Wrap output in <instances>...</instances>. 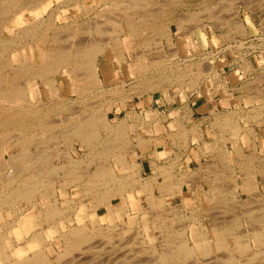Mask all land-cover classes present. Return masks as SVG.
I'll list each match as a JSON object with an SVG mask.
<instances>
[{
    "label": "rangeland",
    "instance_id": "obj_1",
    "mask_svg": "<svg viewBox=\"0 0 264 264\" xmlns=\"http://www.w3.org/2000/svg\"><path fill=\"white\" fill-rule=\"evenodd\" d=\"M80 1L83 2V5H84L85 9H87V10L82 12L81 9H83V8L81 6L78 7L77 3H75V2L72 3V1L71 2L68 1L66 4L60 5L57 8V10L55 12H53V14L51 13V15H53L52 26L44 32V36L47 39H45V41H42L43 43H41V41H40V43L38 41L35 42V40H33V41L31 40L30 41L29 45L33 49L32 56H33L34 60L39 61L38 60L39 51L37 50V46L39 44H41V45L42 44L43 45L44 44L49 45L51 43V44H53V45H55L57 47L60 46L62 48H65L66 46H68L66 44H68L67 42H69L68 39H70V37H72L73 39L77 38L76 41L77 40L78 41H85L86 38L89 39L88 36H92V38L97 39L99 42H103V41L107 40L106 38L109 37V34L111 33V30L113 28V25H114V23H116L115 21H117L116 19L122 18L125 9H126V14H128V15H134V13H135L134 17L132 19H130L131 20V24H135L133 30L128 29L125 26L124 21L122 22V25L124 27V32L120 34L121 36L119 37V41H121L122 45H123V49L122 50H123L125 62L121 63L120 66L118 67V69L117 68L114 69V66H112L110 68V73L105 72L103 70H102V73H101L105 77L106 82L108 80L106 85L103 86L104 89L107 91L111 87L117 86L118 84H121L122 85L123 94L124 95L126 93L128 94V96L126 94L127 100H130L133 97H140V96H144V95H146V96L147 95L148 96L149 95H157L159 97L167 96V98L165 97V99H167V100H172V99H175V97H176L177 101H181L183 99V97H185V94L187 92L190 93V91H188L187 87L183 86V84L180 85L179 83H177V81H175L173 83V85H171V86L170 85H166V84H165L166 86L164 84L159 85L161 88H164V87L167 88L166 89L167 92H165V94L160 92V91H159L160 92V94H159L158 92L153 93V91L142 90L146 86L137 84V83H139L137 81L140 78L149 77L151 75V72H153V70H155V72L157 74H159L158 72H162L161 69H160V66L163 67L164 69L166 68V73L169 76H172L171 74H173V73H171L169 71L172 68H174L175 66L176 67L179 66V68L183 69L185 71V73L187 74V70L186 69H188V66L184 68V65L186 66L187 63L191 64L190 62H193V63H195L194 64L195 66L193 65V66L190 67L191 69H188V70H190V72L188 71V75L185 74V76L183 78V81L186 82L188 80L187 82H189L190 79H193V76L190 75L189 73L192 72L191 74H194V78H195L196 77L195 74H197V71H198V73L202 72V77L201 78H203V74H205L206 86L208 87V86H210V82H212L213 78L217 77L216 72L214 70V67L215 66H219L221 63H223L222 61H226L227 58H232L233 57L231 54H228V55H225V56L223 55V57H222L221 55L218 54V52H220V49H246V46L244 45V42H242V39L248 36L247 29L245 27L246 23L248 25H250V23H251L250 20L253 19V21L255 23L259 24L258 30H260L262 33H264V0H173V1L172 0H170V1H168V0H143V1L146 2L144 4L146 7L142 6L141 4L140 5L137 4L138 7L136 6L135 9L130 8L131 5L129 3L131 2V0H129L127 2H125L126 0H121V2H123L122 4H119L120 3V1H119V3H117L118 5L115 6L116 8L115 7H113V8L106 7L105 8L106 5L107 6L110 5V2L108 3V1H105L106 3H103L104 0L103 1L102 0H80ZM23 2H24V4H27L29 2L28 3L29 6H30V4H32V5L36 4V0H23ZM47 5H48L47 7H50L51 5H53V3L52 4L48 3ZM141 6H142V8H140ZM127 7H128V9H127ZM53 8H55V6ZM39 9L40 8H36L34 10V12H33V11H27L26 8L25 9L23 8L22 16L20 17V19L21 18L22 19L20 21L21 22L23 21V23L24 22L25 23L22 24L21 30H22L23 26L24 27L27 26V22H30L33 18H35L34 16H36V14L39 17H41V18H46L45 16H47L48 14L50 15V12L52 10V9H47L46 12L42 13ZM176 9L177 10H181L180 14H182L183 17H182L181 20H179V22L181 21L182 25L183 24L185 25L187 23L186 20L189 19L188 16L190 14H197L196 16L198 18L192 19V21H190L191 20L190 19L188 22H193V24L195 26H199L200 24L204 25V31H205V36H206L207 40L205 41V49H203V53L201 52L200 54H196V53L194 54L193 53V49H188L187 50L188 53H187L185 51V49H183L185 51V54H179L180 50L179 49H173V47L171 45H169V43L166 41L165 35H163L164 37L162 36V37L159 38L160 31H163V29L159 30L160 27L163 25V28L166 27L167 29H169L168 25H169V22H170V18L172 16L171 11L176 10ZM16 11L12 12V14H16ZM144 11H147V12H144ZM11 16H15V15H11ZM4 18L0 17V31H1L0 32V38H1L0 41L2 42L3 39H4L3 44H2V47L6 50V51H4V56H9L10 55V53H9L10 45H9L8 41L10 40V38L12 39V34L8 33L3 28L2 24H5V22H2V19H4ZM41 18H39V19H41ZM139 18H141V19L138 20ZM71 21H75V24H77V25L79 24L82 27H84V26L86 27L88 25H91V23L93 21L94 22L92 24H94L95 21H97V22H99L101 24V25H99L100 26L99 28H101V29L100 30L98 28L97 29H90L89 31H86V32L84 31V32H80V33L77 30H75V29L73 31L68 29V28L64 29L63 26H65V23H69ZM111 21H113L114 23L111 22ZM80 22H82V23H80ZM9 24H10V22H9ZM236 24H238V25H236ZM110 25H112V26H110ZM233 25H236L237 27H239L238 28L239 30L237 29L236 26H233ZM230 26H233V27H230ZM240 26L242 27V29H241ZM24 27H23V29H25ZM170 27H171V31L174 32V30H175L174 27L173 26H170ZM235 27H236V29H235ZM105 28L107 29V31H105L106 30ZM233 28H234L235 31L233 30ZM128 30H129V32H127ZM200 30L201 29H199V27L195 28V31H197V32L200 31ZM69 31H72V32L69 33ZM243 31H245V32H243ZM126 32H127V34H132V35L136 34V35H141V36H136V37L135 36L134 37L130 36V37H128V36H126ZM40 34L42 35V31H40ZM175 34L176 33H172V36L173 35L175 36ZM169 35L171 36L170 33H169ZM154 37L156 39H154ZM81 39H83V40H81ZM237 39L239 41H236ZM187 40H189V39H187ZM256 40H260L261 43H264V38L257 37ZM51 41H53V43ZM148 41H150V42H148ZM146 42H148V46H147ZM187 42L189 43V41H186V43ZM27 43H28L27 39L23 40V44L21 45V47L19 49V51H21L23 56H25V57L28 55V51H29V48L27 49V47H26ZM171 43H172V40H171ZM160 44H161V46H160ZM146 46L149 47V48H147ZM248 48H254V46H252L250 44ZM45 50H47V49H45ZM62 50H65V49H62ZM66 50H68V49H66ZM77 50L81 51L82 49L81 50L80 49H69V51H77ZM196 50L199 51V50H202V49H196ZM196 50H194V51H196ZM147 51H150V52H147ZM154 51H156V52H154ZM158 51H159L160 54L158 53ZM161 51H162V53H161ZM139 52L141 54H139ZM168 53H169V55H168ZM103 55L104 54H99L98 55L96 65H100L101 66V64L104 63L103 61H105V55L104 56ZM137 56H140L141 64L145 63V66H148L149 69L146 70V72L143 71V69L146 68V67H144V65L141 66L140 64L139 65L135 64V66H134V65L131 64V63H133L134 60L137 59ZM196 57H200V60L196 59ZM243 57H244V52H243V54L239 55V58L246 65V62L244 61ZM151 58H153V59H151ZM154 61H155V63H154ZM260 61L261 60L258 59L257 60V64L260 65V63H259ZM202 62H204V64H202V66H201ZM138 63H140V61H138ZM199 63H200V65H199ZM173 64H174V66H173ZM128 66H130V67H128ZM2 67H3L2 69L0 67V71H3L6 68V66H3V65H2ZM140 67H142V68L140 69ZM153 67H155V68L153 69ZM168 67H169V71L167 70ZM199 67H200V70H199ZM157 70H160V71L157 72ZM193 71H195V72H193ZM128 72H129V74H128ZM147 72H148V74H147ZM130 73H132V74H130ZM136 74H142V77L140 75L139 76L137 75V77H133ZM25 76L22 79H20L19 82L21 81V84H23L26 88H29V83L30 82H29V79H28V75H25ZM98 76L100 78V73L98 74ZM188 76H191V77H188ZM138 77H139V79H138ZM57 79H59V78L57 77ZM135 79H136V81H135ZM160 81H164V79L160 80ZM134 85H136V86H134ZM137 85H139L141 87H138ZM182 86L185 89L183 91V95L180 92L176 91V89H178V88H180ZM133 87H134V89H133ZM135 87H137V88H135ZM63 88L64 87L62 86V89ZM140 88H141L142 92L140 91L141 93L139 92V94H138V90H140ZM197 88H198V85H197V87H196V89L194 91H196ZM135 90L137 92H135V95H134V91ZM57 94L59 96L58 99L49 97L48 95L42 96V99H41V102L42 103L44 102L43 104H49L51 102V103H55V104L59 105V107H60L59 110L57 108L58 111L56 110L54 112V115L57 114L58 118L56 116H54V115H51V116H48L46 119L45 118L43 119L47 123H50V122L52 123L51 128H50L51 130L49 129V131H43L39 135L33 134V136H32L31 135L32 133H36V132L40 131L36 126H33L34 128L33 127L28 128L27 126H25V127H23V129H21V128H19L17 126L18 128H16V129L15 128H13V129L10 128V129H8V131L7 130L4 131V129H2L3 132H0V147L4 146L9 141L15 142L14 140L11 139L13 134H16V135H13L14 138L18 137L20 139L19 136H20L22 130L25 131L27 136L29 135L32 139L34 138V139L37 140V138H41V137L43 138L42 139L43 142H41V144H39V145H36L38 143H36L35 145L32 143V142H34L36 140H34L32 142L29 141L28 143L26 141V143L28 144V150L30 151V157L31 156L33 157L34 154L36 155V152H38V150L41 151V152L44 151V154L41 157H36L34 155L35 156L34 160L37 158L36 159V160H38L37 162L36 161L32 162L34 160H33V158H31V159L28 158L29 156H27L23 160L22 163H23L24 166H25L24 163H26V166H29L30 164L33 165V166L32 167H25L28 170L26 169V171L23 173L22 177L23 176H24V178L28 177L32 173L31 175H33V174L36 175L37 174L41 178L42 177L43 178H47V180L45 181L46 183L47 182L48 183L53 182L52 185L56 189V191H55L54 195H52V196H49V195H51L50 194L51 193L50 190L46 191L47 192L46 193L47 196H49L48 200L52 201L56 205V207L58 209L65 210L64 211L65 213L60 215V216L59 215H56V216L54 215V218L52 220H55V221H47L48 224H46V221L43 220L45 223L43 222L42 224H40L41 229L47 230L49 227H52V225H54V223L55 224H57V223L59 224L61 219L64 218V216H66V215H69V217H72L73 220L70 223V225L72 224L73 226L74 225L86 224L87 227H90V226L92 227V223L93 222L95 223V222L98 221L97 224L100 225V227L103 230L108 228L107 230H109V233L107 232V230L103 231V232H105L104 233L105 235L103 236V238L100 237L101 239H99V240H98V237H96V241L98 240L97 242H95V238H93L94 239L93 241L96 243V245H97V243H100V245H102L100 247H102V250L104 251V253L103 252L102 253L104 255L101 254L100 257L98 256V257L94 258V262L92 261L93 260V258H92V260H91L92 262L90 261L91 263H93V264H107L108 263L109 264L108 261H110V264H119V263L120 264H127V263L128 264H131V263L132 264H143L146 261V263H144V264H158L157 262H160L159 259H158V254L162 252L161 250H164V249H167V248L169 249V247L173 248V246L176 245V242L180 240V235L179 234H181L182 231L185 233V235L189 236V240H190L189 241V245H194L195 244L197 249L198 250L200 249L199 248L200 245L198 244V242L197 241L195 242L190 236V229L188 228L189 225H193L192 227H195V226L196 227H199V226L203 227V229H204L203 232L205 233L204 238L208 237V239H211L212 236H213V232H214L213 229H215V232H217V233H221L222 232V234H223L224 233L223 232L224 227L225 228H229L233 224L234 218L238 216V221H239V223L241 222L240 223L241 226L240 227H236V226L233 225V227L231 229L232 234H239L243 238L246 237L247 239H249L251 241V243H252V245L250 244L251 245V249L254 252H257L259 249L261 250V248H262L261 246H255L253 244V237H252L251 231L252 230L253 231L254 230H259L262 222L264 221V219H263L264 218V201L259 200V202L256 203V202H253V200H251L248 197H246L245 195H241V196H239L237 198V201L235 200L232 203V206H231L230 200L225 198V196H224L225 193H228V187L226 188V186H225L226 184H228V182H226V183L222 182V185H223L222 186V191H221V196L222 197H221L220 200H217L216 204H214L215 201H214L213 197L210 198V197L207 196V194H209V193L214 194L216 192V191H212V189H211V188L215 187L214 183H212L209 186V188L207 190H205L204 185L202 183L203 179L201 178L200 173L198 171L199 170L198 164L202 162L201 158L205 156V152L206 153H210V154L218 153V154H216V156L218 158H222V157H220L221 156L220 152L222 151L220 149H225L223 147V144H224L223 142L226 141L225 139H228V138L230 139V137L233 134L231 130L227 129L228 127H226V125H224L223 123H221V124L219 123L220 125L219 124L216 125L217 126V130H218V131L216 130L217 132H215V129L212 126V127H210L209 129H207L205 131L204 130H201V131L194 130V131H196L195 134L192 133V130H191L192 128H190L188 131L184 130V132H180V129H181V127H180L179 130L174 133L176 136L173 134V137H172L173 142L172 143L177 145V149L176 150H172V151L169 152L170 156H169L167 165L169 164L170 167H171L170 168V170H171L170 173L172 174V176L179 177V176L184 175V174L187 175V177H185L186 179H184V184H182V186H183V191H181L182 197L179 194H176L175 196H177V197H175L172 201L165 203L163 206L158 205V204L151 206V204H148L150 202H149V200H147V196L145 195L146 193L140 190L139 184L129 181L130 184L126 186L124 194L128 195L130 193V191L132 192L130 194L133 195V197L135 199L134 202L136 203V200H137L140 210H142L144 212L143 214H141L135 208H130L127 205V203L122 202L124 200L121 199V197H119L118 195L112 196V194H111L110 196L113 197V198H111L110 201L101 202V204L98 203L99 202V200H98L99 195L98 194H104L106 191H108L107 187H106V184L101 183L102 181L101 182L99 181L100 183L96 182V185H95L96 189L95 190L97 191V189H98L97 192L101 191L100 193H97L96 191L94 192V190H91V189L88 190L89 186H86V185H89V184H87V180L88 179L86 177H88L89 175L87 176L86 173L80 175V174H78L79 172H77V174L80 175V179L81 180L79 179L78 181H75V182L73 181V182H70V183L68 182L67 183V181H69L67 179L68 178L70 179V177H72V175H71L72 173L69 174L68 172L67 173L65 172L66 168L68 169V167H70L71 164H68V163H70V159H68L66 157V154H65V153H68V152L64 151L65 148H66V143H65L66 139L65 138H66L67 135H63V133H64L63 129H64V131H66V129L70 125H72V122H74L76 118L80 119L81 117L82 118H84V116L86 117V105H87L86 101L87 100H90V101L93 100L94 108H93L92 111H94V109L97 110V108L100 106L101 102L104 103L103 106H100V107H102V109L105 110V118H106V120L109 122V118H112L116 122V120H118L117 116L119 117L121 113L118 114L119 110H116V109L113 111L114 108L112 106H111L112 109L109 111L110 107H109V109H108V107L107 108L105 107V98L106 97L109 98V99H114L115 98V99L118 100L119 95H115V94L113 95V94H111V93H109L107 91L106 93L103 94V96L100 95L101 97L99 96V94H93L92 96H88L87 98L85 97V99H84V97H79V95L77 96L75 93H67L65 91H62L60 94L59 93H57ZM71 98H74V99L78 100V102L76 104H77L79 109L77 108L78 111L75 114H70L69 110L64 111L66 109L65 105H67V102H68V104L70 103L71 100H69V99H71ZM47 100H49V101H47ZM117 100H116V103H117ZM121 100H126V99H121ZM74 104H75V102H74ZM113 112L115 113V115H113ZM133 116H135V115H133ZM62 117H64V118H62ZM53 118L54 119L56 118L55 119L56 121ZM65 118H67V119H65ZM215 119H217V118H215ZM61 120L62 121L66 120V121L62 122ZM25 122H29V120L28 121L25 120ZM30 122L32 123L31 120H30ZM60 122H61V124H60ZM110 123L114 124L112 122H110ZM53 124H55V125H53ZM222 124H223V126H222ZM237 125L240 126V133L237 136L238 140L236 142V145H237L236 147H237V150L241 149L238 152H240V151H242V152L238 153L239 156L238 155H236V156L245 157L246 154H247V150H248V152H250V156L253 155V154L256 155V152L251 150V148H249V146L252 144V140H253L254 136H253L252 130L250 129V127L248 125L246 115L237 117ZM60 128L62 129V133L59 132V131H61ZM27 129H29L30 131L27 130ZM99 130H100L99 132L101 133L100 135L102 136V140L104 142L101 140L102 143H99V145L95 144V147H93V145H92L91 147H93V149L99 148V150H100L101 147L104 148L103 145H105V149H109L110 148V150L107 153L110 154L109 155V157L111 158L110 160L113 159V161H114V158L112 156L117 151H115L113 149H114L115 146H117V150L120 147V146H118V145H120L119 138L118 137H113V136L111 137L108 133H106L103 130V128H101ZM10 132H11V135H10ZM51 133L54 134V135H51ZM183 133H184V135H183ZM7 134H8V137H7ZM1 135H4V136H1ZM105 135H106V137H105ZM177 135H178V137H177ZM49 137L50 138L54 137V139L56 137L57 140L54 141V139L51 138V139H53L52 140L53 142H52L51 139H49ZM221 137L223 138V140H221L222 139ZM7 139H9V141ZM48 139H49V141H48ZM73 139H77L78 141H80L79 138H77V137L76 138L72 137V140ZM108 139H110V140H108ZM247 139L249 140L248 142H247ZM117 141H118V143H116ZM187 141H189V143H187ZM30 142H31V144H30ZM111 142L112 143L114 142V144H112ZM56 144H60L61 147H62V150H57ZM71 144H72V142H71ZM80 144H82V143L80 142ZM82 145H84V144H82ZM100 145H101V147H100ZM187 146H188L189 157H190L191 162H190L189 168L188 167H184V170H182L183 168L179 164L180 161H178V160H179V158L181 156L180 152L182 151L183 148H185ZM247 146H248V149H247ZM18 147L19 146L17 145V147L14 148L10 152L7 151V150H4L3 156L2 157L0 156V161H1L2 158H5L6 160H8L9 159L8 158V156H9L8 154L12 153V152L16 153L17 151H19L20 148H18ZM67 147H69V146H67ZM43 148H44V150H43ZM45 148L48 149V150H46ZM69 148L72 149V145ZM111 149L115 152V153L112 152L113 155L110 152ZM237 150H235V151H237ZM61 151H62V154H60ZM225 152L227 153V156H229L226 149H225ZM97 153L99 154L100 151H96V153L94 152V156ZM102 154L103 153H100L98 156L97 155L96 156L98 158H100ZM104 154H106V152ZM47 156H48V158H47ZM53 156H55V157H53ZM212 157H213V155H212ZM27 158L29 160H31V162L28 161ZM71 158L74 161L77 162V160H75L76 158L73 155H71ZM44 159H46L48 161H46ZM227 160L228 159H226V161ZM25 161L30 162L29 165H28V162H25ZM44 161L46 163V164L44 163L46 165L45 168H44L45 165L43 164ZM40 162H41V164H40ZM32 163H35V164H32ZM77 163H80V161L77 162ZM114 164L115 165L112 164V166L115 169L114 175L116 177H118L119 179H123L122 177L125 178L128 175V173L123 172V171H125V169H127L129 167V165L126 166L127 165L126 164V165L123 166L122 163L119 164L116 161H114ZM62 165L65 168H61ZM53 166L56 167L55 169L57 171L48 175L49 172H46V171H48L47 169L52 168ZM37 167L40 170H41V167H42V169L44 168V170L41 171L42 174H39L38 172L36 173V171L39 170V169H37ZM80 167L81 166L79 164L78 167H76V168L79 169V171H80ZM57 168H59V169H57ZM60 169H62V170H60ZM239 169L240 170L243 169L245 171V167H239ZM2 170H3V167L0 166V172ZM30 170H31V173H30ZM248 172L249 171H246L245 173H248ZM46 173H47V175L44 176L43 174H46ZM67 174H68L69 177L66 176ZM77 174H75V177H78V176H76ZM147 175L148 174H147L146 171L144 172V174H140V175L136 171V174H135L134 177L139 182L140 181L143 182L145 179H147L145 177ZM245 175H244V177H245ZM65 178H67V179H65ZM233 178L234 177H232V188L234 186ZM62 179L66 182V184H65V182L62 183V181H63ZM2 182L3 181L0 180V196L2 195L4 197V194H6L5 195L6 199L8 197L7 195L13 196L11 193H12V191L14 189H12V188L14 187L16 189L18 185L17 184H13L11 186H8V188L7 187L5 188L2 185L3 184ZM256 182H257L256 185H257V193H258V191L264 189V182H262V181H256ZM59 183L60 184L62 183L63 185L64 184L65 185L68 184V185L67 186H63L61 184V187H60ZM235 183H237L239 185L238 189H240L241 188L240 185L242 183L240 184L239 181H237ZM85 186H86V189H85ZM97 186H99V187H97ZM108 187L109 188L110 187L116 188V187H118V182L116 181L114 183L113 181H111V182L109 181V186ZM103 191H105V192H103ZM42 192H44V191L42 190ZM245 192H246V195L249 194V193L251 195L257 194L256 192L253 193L250 190H245ZM8 193H10V194H8ZM96 193H97V195H95ZM151 194H152V191H151ZM2 196H1V200H0V235H8L9 236V233L11 231L13 233L14 229H15V226H16V224H17V222L19 220H21L22 230L26 234V231L28 230V227L30 226V224L33 225L32 220L29 219L30 217L28 219H27V217L30 216V214H33V213L37 217H39V216L42 217L43 216L42 214L45 213V212H43L45 210L44 208H46V206H47L46 209H48V204L46 203L44 205V202L46 200L45 197L44 196L43 197L40 196L38 193H36L35 196H34V199H35L34 208L30 204H28L25 201L24 198L23 199H18V198L16 199L14 197V200H13L12 197L9 196L8 198H11V199H9V201L11 202V200H13L15 202V203L13 202V204L10 203L11 206H12L11 207V206H9L10 205L8 203L9 201H7L8 199L5 201V197L2 198ZM205 197H206V200H205ZM39 198L41 199V202H40ZM89 198H90V200L88 201L87 199H89ZM96 198H97L98 202H97ZM15 199H16V201H15ZM153 199L155 200V197H153ZM2 200L7 203V204L5 203L7 206H5V204H4V202ZM42 200H43V203H42ZM66 200L67 201L69 200V201L67 202ZM70 201H72V202H70ZM238 203H239V205H238ZM80 204L86 205V206L83 207ZM94 204H96V206ZM240 205H242V206H240ZM15 206L19 207V209L21 210L20 213L18 212L16 214L14 212L13 209H14ZM109 206H112L114 208L116 206L125 207L128 210V215L127 214L121 215V214H119L117 212H114V214H115L114 215V219L115 220L113 219L115 221L114 222L111 219L112 217H109V216H112L110 211H108L109 210V208H108ZM84 209H86V210H84ZM144 209H145V211H144ZM207 211H209V212H207ZM224 211H225V213H224ZM249 211H250V213H249ZM84 212H87V213H84ZM104 212H105V215L102 214ZM218 212H221V214L218 213ZM21 213H22V215H20ZM238 213H240V214H238ZM23 214H25L26 216L25 215L23 216ZM233 214H234V216H233ZM81 215L84 216V217L82 219H79V216H81ZM21 216H23V217L21 218ZM131 216H135L136 217V224L134 223L135 225L133 224V226L129 230L126 229V231L123 232L124 231L123 228L125 227L126 223H128L130 221ZM193 216H195V217H193ZM58 219H60V220H58ZM110 220H112V223H111ZM161 220H163V221H161ZM12 221H13V223H12ZM3 222H4V224H3ZM120 223H122V224H120ZM9 224H11L10 225L11 227H9ZM13 224H14V226H13ZM137 224H138V226H137ZM1 225H3V226L7 225V226L3 227ZM112 225H113V227H112ZM184 226H185V228H184ZM138 229H139L140 232L138 231ZM220 229H223V230H220ZM194 230H195V228H194ZM8 231H9V233H8ZM1 232L3 234H1ZM28 232H29V230H28ZM106 233L109 234V238L108 237L105 238L106 237ZM164 233H165V235H164ZM130 235H132V236H130ZM176 235H178V236H176ZM53 236L55 237L57 235H56V233L53 234V232L50 231L49 239H48L49 242L47 241L48 245H46V252L48 254V257H49L50 261H52V263L55 262L56 251L57 252H62L63 251L62 249L64 248L62 243L57 244V242L55 241V238ZM10 237L12 238L13 236L11 235ZM152 238H153V240L155 239L153 242H152ZM100 240H101V242L103 241V243H101ZM225 240H226L227 243H229V245H231L232 242H233V238L230 235L229 236L226 235L225 236ZM106 242L109 244V246L111 245V243L114 244V245L115 244L123 245L125 243L126 244L125 247L127 246V243H130L131 245L130 244L128 245L129 246L128 250L126 249L127 251L122 256L120 255L119 259L115 258V259H112V261L110 259L107 261L106 256H105L106 255V253H105V249L106 248H103V247L106 246V244H105ZM141 242H143V244ZM167 242H169L170 244L165 245V244H167ZM151 243H153L154 249H155L154 252H156L157 255L154 252H153V254H151V252L149 251V248H150L149 246L152 245ZM114 245H111V247H113ZM62 246H63V248H62ZM109 246H106V247H109ZM116 246L117 245H115V247ZM100 247H98V248H100ZM115 247H113V248H115ZM231 248H233V247L230 246V249ZM115 249L122 250V247L121 248H115ZM129 249H131L132 251H129ZM131 254H132V256H131ZM233 254L236 257L241 258L239 256V254H236L235 252H233ZM218 256L219 255L217 254L216 257H218ZM67 258L68 257H65L63 259L62 263L64 261H66L63 264H71V262L68 261V259H70V258H68V259ZM145 258H146V260H145ZM202 259H203V257H202ZM257 259H259V258L257 257ZM257 259H256V261L253 260L254 262L250 261L249 263H247V262L244 263L243 261H241L240 263L241 264H264V259H259V260H257ZM113 260H114V262H113ZM106 261H107V263H106ZM116 261H117V263H116ZM201 261H200L199 264L202 263ZM204 261H205V259L203 260V263H204ZM206 262H207V260H206ZM213 262L214 263H210V264H216L217 261H213ZM62 263H60V264H62ZM179 263H177V264H179ZM186 263H184V264H186ZM217 263H219V261ZM161 264H164V263H161Z\"/></svg>",
    "mask_w": 264,
    "mask_h": 264
},
{
    "label": "bare ground",
    "instance_id": "obj_2",
    "mask_svg": "<svg viewBox=\"0 0 264 264\" xmlns=\"http://www.w3.org/2000/svg\"><path fill=\"white\" fill-rule=\"evenodd\" d=\"M22 1V2H21ZM71 2L72 3H77L78 7H82L83 9H81V11H85L87 9H85L83 2L80 0H36V4L32 5L30 4L29 6V2L27 4H24L23 0H0V17L4 18L2 19V22H5V24L3 25V28L10 34H12V39L10 38V40L8 41L9 45H10V50L9 56H4V51H6L3 47V41H0V67L1 69L3 68V66H6V68L3 71H0V132H3L2 129L7 130L10 128H21L23 129V127L27 126L28 128L36 126L40 131L36 132V133H32L31 135L33 136V134L35 135H39L40 133H42L43 131H49V129L51 128L52 123H47L45 120H43L44 118L46 119L48 116L54 115V112L60 109L59 105L55 104V103H49V104H43L41 102L42 96L44 95H48L49 97L52 98H56L58 99L59 96L57 93H61L62 91H65L67 93H75L77 96L79 95V97H85L87 98L88 96H92L93 94H99L103 96L104 93H106L107 91L111 94H115V95H119L118 99H123V97H127L126 94H123V90H122V85L118 84L117 86H113L110 89H108L107 91L104 89V85H106V80H102L101 78H99L98 74L102 73V70L105 72L110 73V68L112 66H114V69L120 66L121 63L125 62V58H124V54H123V45L122 42L119 41V37L121 36L120 34L124 32V27L122 25V22L124 21L125 26L130 29L133 30L135 24H131V20L134 15H128L126 14V9L123 13L122 18L120 19H116L117 21H115L116 23H114L113 28L111 30V33L109 34V37L106 38L107 40L103 41V42H99L97 39L92 38V36H88L89 39H85V41H76V39H73L72 37H70L69 42H67L68 46H66L65 48L62 47H57L53 44H39L37 46V50L39 51V56H38V60H34L33 56H32V52L33 49L31 48L30 41L35 40V42H39L41 41V43H43L42 41H45V39H47L44 36V32L49 29L52 26V18L53 15H51V13L53 14V12H55L57 10V8L60 5H64L67 2ZM103 1V0H102ZM105 1H108V3L110 2L109 6H105L108 8H113L115 6H117L120 1L119 4H122L123 2H121V0H104L103 3H106ZM129 0H126L125 2H127ZM139 1V2H138ZM170 1V0H168ZM173 1V0H172ZM46 2V3H45ZM166 2V1H165ZM31 3V2H30ZM45 3V4H44ZM48 3H53V5L55 6V8H53L54 6L51 5L50 7H47ZM107 3V4H108ZM146 2L143 0H131V2L129 3L131 5L130 8L135 9V7L138 5H142L145 6ZM230 3V2H229ZM34 4V3H33ZM44 4V5H43ZM79 4V5H78ZM138 4V5H137ZM28 5V6H27ZM127 5V4H126ZM24 6V7H23ZM27 6V7H26ZM142 6L140 8H142ZM225 6V5H224ZM247 6V5H246ZM146 7V6H145ZM148 7V6H147ZM23 8L27 11H33L36 8H40L39 10L43 13L46 12L47 9H52L50 12V15L48 14L47 16H45L46 18H41L39 17L37 14L36 16H34L35 18H33L30 22H27V26L24 27L25 29L21 30V26L23 23V21L21 22L20 17L22 16V10ZM116 8V7H115ZM118 8V7H117ZM128 9V7H127ZM148 9V8H147ZM146 9V10H147ZM17 10V11H16ZM108 10V9H107ZM113 10V9H112ZM16 11V14H12V12ZM206 11V10H205ZM24 12V11H23ZM32 12V13H33ZM134 12V11H133ZM147 12V11H144ZM199 12V11H198ZM84 14V13H83ZM11 15H15V16H11ZM94 15V14H93ZM150 15V14H149ZM189 15V14H188ZM197 14H190L188 17L189 19L186 20L187 22L190 20L192 21V19H196L198 18L196 16ZM199 15V14H198ZM99 16V15H98ZM103 16V15H102ZM187 16V15H186ZM41 18V19H39ZM101 18V17H100ZM113 18V17H112ZM115 19V18H114ZM141 18H139L138 20H140ZM99 20V19H98ZM135 20V19H134ZM137 20V19H136ZM87 21V20H86ZM101 21V20H100ZM10 22V24H9ZM21 22V23H20ZM94 22V21H93ZM92 22V23H93ZM82 23V22H80ZM84 23V22H83ZM88 25V26H84L82 27L81 25H77L75 24V21H71L69 23H65L64 29L68 28L70 30H77L79 33L80 32H86L89 31L90 29H101L99 28L101 25L99 22L95 21L94 24ZM102 23V22H101ZM107 23V22H106ZM182 22L180 21L179 23H176L175 25L180 26ZM67 24V25H66ZM199 24V23H198ZM103 25V24H102ZM238 25V24H236ZM233 25V26H236ZM112 26V25H110ZM150 26V25H149ZM184 26V25H183ZM193 26V25H192ZM195 26V25H194ZM230 26V27H233ZM201 29L200 33H201V38L206 41V36H205V31H204V25H199V26H195V27H191L193 29L198 28ZM237 27V26H236ZM235 27V29H236ZM241 27V26H240ZM165 28V29H164ZM163 28V25L160 27L159 30L160 31V35L159 38L162 37L163 35H165L166 41L169 43V45H171L172 47L174 46L171 43V36L169 35V29H167L166 27ZM239 27H237L238 29ZM56 29V28H55ZM106 29V28H105ZM111 29V28H110ZM242 29V27H241ZM109 30V29H108ZM234 30V28H233ZM239 30V29H238ZM40 31H42V35L40 34ZM72 31H69V33H71ZM97 31V30H96ZM95 31V32H96ZM102 31V30H101ZM100 31V32H101ZM107 31V29L105 30ZM191 31V30H190ZM230 31V30H229ZM235 31V30H234ZM1 32V31H0ZM68 32V31H67ZM98 32V31H97ZM129 32V30L127 31ZM126 32V36L128 37H136V34H127ZM135 32V31H134ZM137 32V31H136ZM245 32V31H243ZM51 33V32H50ZM68 33V34H69ZM132 33V32H131ZM188 31V35H189ZM240 33V32H239ZM46 34V33H45ZM105 34V33H104ZM183 34V33H181ZM187 34V33H186ZM96 35V34H95ZM53 36V35H52ZM105 36V35H104ZM156 36V35H155ZM185 36V35H184ZM182 36V37H184ZM50 37V36H49ZM69 37V36H68ZM164 37V36H163ZM181 37V38H182ZM215 37V36H214ZM180 38V37H179ZM190 37H188L189 39ZM28 40L27 43V49L29 48L28 51V55L25 57L23 56L22 52L19 51L21 45L23 44V40ZM62 39V38H61ZM154 39H156L154 37ZM1 40V38H0ZM6 40V39H5ZM59 40V39H58ZM83 40V39H81ZM100 40V39H99ZM147 41V40H146ZM160 41V40H159ZM158 41V42H159ZM189 41V43L187 42V44L189 45V47H194L195 45V41H192V39L189 40H185ZM53 43V41H51ZM150 42V41H148ZM148 42H146L147 46H148ZM157 42V41H156ZM214 42V41H213ZM7 43V42H6ZM25 43V42H24ZM62 43V42H61ZM145 44V45H146ZM194 44V45H193ZM158 45V44H157ZM185 45V44H184ZM236 45V44H235ZM240 45V44H239ZM65 46V45H64ZM146 46V47H147ZM161 46V44H160ZM158 47V46H157ZM183 47V46H182ZM188 47V48H189ZM239 47V46H238ZM3 48V49H2ZM31 48V49H30ZM149 48V47H147ZM160 48V47H159ZM175 48V47H174ZM199 48V47H198ZM224 48V47H223ZM47 49V50H45ZM62 49H68V50H62ZM69 49H82L81 51L77 50V51H69ZM136 49V48H135ZM145 50V49H144ZM162 50V49H161ZM188 49H185V51L187 52ZM196 50V47L193 48V51ZM160 51V50H159ZM158 51V53H159ZM184 51V52H185ZM197 51V50H196ZM150 52V51H147ZM156 52V51H154ZM198 52V51H197ZM162 53V51H161ZM188 53V52H187ZM99 54H104L105 58H106V62H102L103 64L100 65H96L97 62V57ZM139 54H141L139 52ZM138 54V55H139ZM152 54V53H151ZM160 54V53H159ZM173 54V53H172ZM103 55V56H104ZM169 55V53H168ZM174 56V55H173ZM161 57V56H160ZM163 57V56H162ZM244 58V57H243ZM153 59V58H151ZM138 61H140V63H138ZM143 61V60H142ZM153 62V61H152ZM155 63V61H154ZM157 63V62H156ZM191 64H188L185 66L184 68L188 66V69H191L190 67L193 66L195 63L190 62ZM132 65L135 66V64H140L141 66L144 65V67H146L145 69H143L144 72H146V70H148V66H145L144 64H141V59L140 56H137V59L133 61V63H131ZM152 64V63H151ZM150 64V65H151ZM178 64V63H177ZM185 64V63H184ZM200 65V64H199ZM249 65V64H248ZM174 66V64H173ZM195 66V65H194ZM244 66L247 68V64ZM242 66V67H244ZM130 67V66H128ZM151 67V66H150ZM170 67V66H169ZM169 67H168V71H169ZM181 67V66H180ZM183 67V66H182ZM244 67V68H245ZM142 67H140L141 69ZM155 67H153L154 69ZM176 68V69H175ZM198 68V67H197ZM137 69V68H136ZM160 69L162 72H158L160 70H157V72L159 74H157L155 72V70H153V72H151V75L149 77H145V78H140L138 77V81L140 85H144L146 86L145 88H143L142 90L145 91H153V93L158 92L160 94V92L164 93L167 92L166 89L167 88H161L159 85L161 84H166V85H173V83L175 81H177V83H179L180 85L183 84V86L187 87L188 91L190 92H194V90L196 89L197 85L199 84V78L202 76V72L197 71L196 77L194 78V74L189 73L190 75L193 76V79H190L189 82H185L183 81V78L185 76V71L181 68H179V66H175L174 68H170L171 70L169 72L173 73L171 74L172 76H169L166 73V68L164 69L163 67L160 66ZM187 70V74L188 75V71L190 72V70ZM196 69V68H195ZM241 69V67H240ZM248 69V68H247ZM129 70V69H128ZM200 70V67H199ZM210 70V69H209ZM142 71V72H143ZM192 71V70H191ZM99 72V73H98ZM133 72V71H132ZM141 72V73H142ZM195 72V71H193ZM156 73V74H155ZM264 73V72H263ZM129 74V72H128ZM132 74V73H130ZM148 74V72H147ZM25 75H28V79H29V88H26L23 84H21V81L19 82L20 79H22ZM61 77H60V76ZM114 75V74H113ZM137 75L142 77V74H136L133 77H137ZM148 76V75H147ZM261 76V75H260ZM26 77V76H25ZM57 77L59 79H57ZM144 77V76H143ZM187 77V76H186ZM191 77V76H188ZM27 79V78H26ZM134 79V78H133ZM164 81H160L163 80ZM23 81V80H22ZM136 81V79H135ZM259 83V82H258ZM178 84V85H179ZM165 85V86H166ZM62 86L64 87L62 89ZM133 86V85H132ZM136 86V85H134ZM138 87H141L139 85H137ZM175 86V85H174ZM180 87L178 89H176L177 92H180L183 95V91L185 90L184 88ZM143 87V86H142ZM137 88V87H135ZM177 88V87H176ZM134 89V87H133ZM138 90V94L141 91ZM179 90V91H178ZM160 91V92H159ZM198 91V90H197ZM135 92H137L136 90L134 91V95ZM140 92V93H141ZM132 94V93H131ZM146 94V93H145ZM130 96V95H129ZM101 97V96H100ZM167 98V96H165ZM78 98V97H77ZM95 98V97H94ZM93 98V99H94ZM184 98V97H183ZM101 99V98H100ZM103 99V98H102ZM115 99V98H114ZM127 99V98H126ZM62 100V99H61ZM70 100V99H69ZM49 101V100H47ZM46 101V102H47ZM98 101V100H97ZM113 101V100H112ZM104 102V101H103ZM93 104V102H91ZM262 103V102H261ZM104 103L101 102L100 106H103ZM263 104V103H262ZM99 106V107H100ZM263 106V105H262ZM261 106V108H262ZM78 108V106H76ZM97 108V110L94 109V111L90 112L86 117L84 116V118H80V119H75L74 122H72V125H70L66 131H64L63 129V135H67L66 136V146H71V142H72V137H77L79 138V142H81L82 144H84V146L86 147H91L93 145V147H95V144L99 145V143H102V136L100 135L101 133L99 132L101 128H103V130L108 133L111 137H118L119 138V142H120V146L117 150V146L114 147L113 150L117 151L116 153L111 149V154L113 155L112 152H114L115 154L112 156L116 162L120 163H126L125 158H124V153L126 150V147L128 146V144L130 143V139L128 138V132L130 130V128H128L130 125H127L125 122V119H118L116 120V122L114 124H111L110 122H108L105 118V110L102 109V107ZM116 107V106H115ZM260 107V106H259ZM258 107V108H259ZM264 107V106H263ZM254 108V107H253ZM257 108V109H258ZM79 109V108H78ZM57 110V111H58ZM83 110V109H82ZM239 110V109H238ZM254 110V109H253ZM261 110V109H260ZM73 110L71 109V112ZM78 111V110H77ZM245 111V110H244ZM252 111V109L250 110ZM70 112V113H71ZM74 112V111H73ZM151 113V112H150ZM236 111L234 112H228L227 114L220 116V117H216L217 119H220L224 125H226V127H228L227 129L232 131V136L230 137V141L232 142L233 145L236 144L237 142V136L240 133V126L237 125V118L236 121L235 119L233 120V116L235 117H239L240 113L235 114ZM242 114V113H241ZM247 114V113H246ZM251 114V113H250ZM263 114V113H262ZM69 115V114H68ZM134 115V114H133ZM132 115V116H133ZM152 117L156 115L155 112H153ZM54 116H56L58 118V115L55 114ZM108 116V115H107ZM256 116H260L257 115ZM74 117V116H73ZM136 117V116H133ZM247 117V116H246ZM250 117V116H249ZM251 119H254V115L251 116ZM64 118V117H62ZM54 119V118H53ZM56 119V118H55ZM54 119V120H55ZM61 119V118H60ZM67 119V118H65ZM127 119V118H126ZM138 119V118H137ZM214 119V118H213ZM25 120H29V122H25ZM30 120L32 121V123L30 122ZM258 120V119H257ZM263 120V119H262ZM52 121V120H51ZM56 121V120H55ZM62 121V120H61ZM64 122L66 120H63ZM62 121V122H63ZM256 121V120H255ZM49 122V121H48ZM59 122V121H58ZM217 122V121H216ZM264 122V121H261ZM35 123V124H34ZM259 123V122H258ZM57 124V123H56ZM61 124V122H60ZM222 124V126H223ZM55 125V124H53ZM18 126V127H17ZM60 126V125H59ZM181 126V125H180ZM26 127V128H27ZM54 127V126H53ZM196 127V126H195ZM25 128V129H26ZM34 128V127H33ZM59 128V127H58ZM224 128V127H223ZM19 130V129H18ZM29 130V129H27ZM32 130V129H31ZM51 130V129H50ZM62 133V129L60 128ZM181 130V129H180ZM183 130V129H182ZM222 130V129H221ZM12 131V130H11ZM30 131V130H29ZM34 131V130H33ZM223 131V130H222ZM251 131V130H250ZM180 132H184V131H180ZM6 133V132H5ZM9 133V132H8ZM16 133V132H15ZM20 133V132H19ZM192 133L195 134L196 131H194V129L192 130ZM248 133V132H247ZM251 133V132H250ZM249 133V134H250ZM253 133V132H252ZM56 134V133H55ZM107 134V135H108ZM11 135V132H10ZM16 135V134H13ZM12 135V140H14L15 142L9 141V139H7L9 142H7V144H5L4 146L0 147V156H3V152L4 150L7 151H12L14 148L17 147V145L19 146L18 148H20L19 151H17L16 153L12 152L9 153L8 155V160H6L5 158H2L0 161V166L3 167V170L0 172V180H2L3 182V186L6 188H8V186H11L13 184H17V188L15 189L14 187L12 189H14L12 191V195H7L8 197H12V199L14 200V197L17 199H25V201L30 204L33 208L35 206L34 202V196L36 193H38L40 196H44L45 197V202L44 205L47 203L48 204V209L47 206L46 208H44L42 211L45 212L44 214H42L43 216H39L37 217L34 213L30 214V216L27 217V219H31L33 225L30 224V226L28 227V230L25 232H23L22 227H21V220H19L15 226L14 232L12 233V231L9 233L8 235H0V264H54L55 262L57 264L62 263L63 259L65 257H68L70 259H68V261L71 262V264H88L92 258H93V262H94V258L96 257H100L101 254L104 253V251L102 250V245H100V243H96L99 239H101L100 237L103 238V236L105 235L103 231H106L108 228H104L105 230H103L100 225H98V221L97 222H93L92 223V227H87L86 224H82V225H70V223L72 222V217H69V215L64 216V218H60L61 221L59 222V224H55L52 225V227H49L47 230H43L40 227V224H42L44 221H46V224H48L47 221H55L52 220L54 218V215H62L64 214L65 210L63 209H58L56 207V205L48 200L49 196L54 195L56 189L53 187V182L50 183H46L45 181L47 180V178H41L39 177V175H31V170H30V176L22 177L23 173L26 171L27 168L25 167H32L33 165H29V163L31 162V160H29L28 158H35L36 157H41L44 154V151L41 152L38 150V152H36V155L33 157H30V151L28 150V142L29 141H34L36 139H32L29 135L27 136V134L25 133V131H21L20 134V139L18 137H15ZM51 135H54L51 133ZM175 135V134H174ZM184 135V133H183ZM4 136V135H1ZM18 136V135H17ZM109 136V137H110ZM176 136V135H175ZM198 136V135H197ZM8 137V134H7ZM6 137V138H7ZM61 137V136H60ZM104 137V136H103ZM106 137V135H105ZM108 137V136H107ZM178 137V135H177ZM182 137V136H181ZM200 137V136H199ZM10 138V137H9ZM36 138V137H35ZM54 139V137H51ZM49 137V139H51ZM195 138V137H194ZM222 138V137H221ZM220 138V139H221ZM248 138V137H247ZM39 139V140H38ZM43 138H37L36 141L32 142L34 145L36 143V145L41 144V142H43L42 140ZM47 139V138H46ZM48 139V141H49ZM51 139V141L53 140ZM117 139V138H116ZM121 139V140H120ZM137 139V138H136ZM185 139V138H184ZM197 139V138H196ZM219 139V138H218ZM229 139V138H228ZM227 139V140H228ZM57 140L56 137L54 139V141ZM110 140V139H108ZM143 140V139H142ZM140 140V138H138L137 142L139 141L140 144L143 143V141ZM223 140V138L221 139ZM3 141V140H2ZM27 141V143H26ZM46 141V140H45ZM103 141V140H102ZM249 140L247 139V142ZM30 142V144H31ZM47 142V141H46ZM53 142V141H52ZM104 142V141H103ZM108 142V141H107ZM63 143V142H62ZM112 143V142H111ZM118 143V141L116 142ZM32 144V145H33ZM44 144V143H43ZM46 144V143H45ZM107 144V143H106ZM109 144V143H108ZM114 144V142L112 143ZM210 144V143H209ZM212 145V144H211ZM252 145V144H251ZM57 146V145H56ZM105 148V145H103ZM237 146V145H236ZM101 147V145H100ZM102 148V147H101ZM112 148V147H111ZM235 148V147H234ZM46 149V148H45ZM103 149V148H102ZM237 150V148H235ZM44 150V148H43ZM48 150V149H46ZM107 150V149H105ZM110 150V148H109ZM222 150L220 152L222 159L226 160L228 159L227 157V153L225 152V149H220ZM241 150V149H239ZM239 150L236 151V155L239 156L238 153L242 152H238ZM255 151V150H254ZM60 152V151H59ZM58 152V153H59ZM96 153V152H95ZM100 153H103L102 151H100ZM99 153V154H100ZM57 154V153H56ZM66 157L68 159H70V163L71 164L70 167H68V169L66 168L65 172L69 173L72 175V177H70V179L65 178L69 181H67V183L69 182H75L78 181L80 179V175L77 174L78 169L76 167H78L79 161H74L71 158L70 153H65ZM98 154V153H97ZM95 154V156L97 155ZM98 154V155H99ZM134 154V153H133ZM218 154V153H216ZM215 154V155H216ZM250 154V153H249ZM91 155V154H90ZM97 155V156H98ZM103 156H107L109 157V153H106L105 155L102 154ZM101 155V156H102ZM235 155V154H234ZM29 156L27 159L28 161V165L25 166L23 165V160ZM94 156V153L93 155ZM91 156V157H92ZM96 156V157H97ZM55 157V156H53ZM248 157V156H247ZM48 158V156H47ZM50 158V157H49ZM66 158V159H67ZM93 158V157H92ZM246 158V157H245ZM249 158V157H248ZM254 158V157H253ZM5 159V160H4ZM37 159V158H36ZM34 160L32 162H37L38 160ZM40 159V158H39ZM91 159V158H90ZM239 159V158H238ZM46 160V159H44ZM52 160V159H51ZM48 161V160H46ZM98 161V160H97ZM246 162V160H245ZM250 162V161H248ZM45 163V161L43 162V164ZM150 163V162H149ZM35 164V163H32ZM41 164V162H40ZM46 164V163H45ZM44 164V165H45ZM49 164V163H48ZM78 164V165H77ZM227 164V163H226ZM12 165V166H11ZM126 165V164H125ZM129 165V164H128ZM228 165V164H227ZM252 165V164H251ZM43 166V165H42ZM52 166V165H51ZM50 166V167H51ZM60 166V165H59ZM58 166V167H59ZM167 166V165H165ZM162 166V167H165ZM169 164H168V168H162L160 167V172H158L159 174L164 175V180L163 182L158 184V188L161 189L163 194H168V195H176V194H181V187L182 184H184V179H186L185 177H187V175H181L179 177H174L172 176V174L170 173L171 170L169 168ZM237 166V165H236ZM243 166V165H241ZM263 166V165H262ZM46 167V165L44 166V168ZM223 167V166H222ZM245 167V165H244ZM251 167V166H250ZM44 168L41 170L37 167V169H39L38 171H36V173L38 172L39 174H42L41 171L44 170ZM56 167L53 166L52 168L47 169L49 172V174L56 172L57 170L55 169ZM60 168V167H59ZM57 168V169H59ZM61 168H65L63 167V165L61 166ZM127 168V167H126ZM159 168V167H158ZM34 169V168H33ZM32 169V170H33ZM36 169V170H37ZM136 169L137 166L134 165H129V167L127 169H125V171L128 173V175L123 179H119L118 177H116L114 175L115 170L114 167L111 166V164L107 163V161H105L104 164H100L96 167V169L91 173V175H89L88 177H86L87 180V184L86 186H89L88 190H94V192L96 191L95 189V185L96 182L98 183L99 181L101 183L106 184L107 190L108 191H103L105 192L104 194H98L99 195V202L97 200L98 203L101 204V202H105V201H110L111 197L110 195L112 194V196L114 195H118L119 197H121V199H123L128 205V201L131 200L133 197L131 191L128 195H125V188L127 185H129V181L133 182V183H138L139 184V188L141 191L145 192L148 196H147V200H149L151 204V206L153 205H161L163 206L165 203H167V199H164L163 196L162 198H160L156 203L155 200L153 199L151 194L152 191V187L155 184V178H149V179H145L143 182H139L137 179L133 178L136 174ZM155 169L157 170V167H155ZM249 169V168H248ZM253 169V168H252ZM28 170V169H27ZM46 170V169H45ZM62 170V169H60ZM86 170V169H85ZM219 170V169H218ZM223 170V168H222ZM232 170V169H231ZM263 170V169H262ZM40 171V172H39ZM159 171V170H158ZM216 171V170H215ZM61 172V171H60ZM64 172V173H65ZM260 172V171H259ZM65 173V174H66ZM125 173V174H126ZM215 173V172H214ZM64 174V175H65ZM74 174V175H73ZM75 174H77L75 177ZM222 174V173H221ZM244 174V173H243ZM245 177H243L242 180V184L240 185V187L243 190H250L251 192H256L257 193V185H256V180L254 179L255 176H253L252 172H248L245 173ZM44 176L47 175L43 174ZM63 175V174H62ZM61 175V176H62ZM213 175V174H212ZM217 175V174H216ZM262 175V174H261ZM68 176V174L66 175ZM123 176V175H122ZM189 176V175H188ZM232 176L234 177V186L232 188V190L234 191L236 188L239 187V185L237 183H235V175L232 174ZM49 177V176H48ZM65 177V176H64ZM69 177V176H68ZM241 177V176H240ZM52 178V177H51ZM139 178V177H138ZM131 179V180H130ZM63 180V179H62ZM61 180V181H62ZM81 180V179H80ZM133 180V181H132ZM86 181V180H85ZM89 181V182H88ZM109 181H113L114 183L117 181L118 182V187L116 188H112V187H108L109 186ZM65 182L64 180L62 181V183ZM99 182V183H100ZM186 182V181H185ZM217 182V181H216ZM61 183V184H62ZM187 183V182H186ZM61 184L59 183V186L61 187ZM66 184V182H65ZM63 185V186H67V185ZM76 185V184H75ZM100 185V184H99ZM112 185V184H111ZM116 185V184H115ZM16 186V185H15ZM85 186V189H86ZM103 186V185H102ZM117 186V185H116ZM195 186V185H194ZM209 186V185H208ZM218 186V185H217ZM99 187V186H97ZM114 187V186H113ZM192 187V186H191ZM211 188V187H210ZM222 188V187H221ZM84 189V188H83ZM84 189V190H85ZM212 191H214V187L211 188ZM219 189V188H218ZM10 190V189H9ZM42 190L44 192H42ZM47 190L51 191V195L47 196ZM83 190V191H84ZM87 190V191H88ZM102 190V189H101ZM220 190V189H219ZM5 191V190H4ZM98 191V189H97ZM96 191V192H97ZM160 191V192H161ZM222 191V190H221ZM10 192V191H9ZM89 192V191H88ZM91 192V191H90ZM101 192V191H100ZM97 192V193H100ZM102 192V193H103ZM97 193L95 195H97ZM2 194V193H1ZM10 194V193H8ZM235 194V193H233ZM250 194V193H249ZM6 194H4L5 197V201H9L8 198L6 199ZM218 195V194H217ZM221 195V194H220ZM2 196V195H1ZM1 196H0V200H1ZM117 196V197H118ZM196 196V195H195ZM234 196V195H232ZM2 196V198H4ZM47 197V198H46ZM15 199V201H16ZM40 199V198H39ZM55 199V198H54ZM118 199V198H117ZM224 199V198H223ZM13 200H11V202L9 201L8 203H12L13 204ZM95 200V201H96ZM206 200V197H205ZM3 201V200H2ZM55 201V200H54ZM67 201V200H66ZM69 201V200H68ZM67 201V202H68ZM211 201V200H210ZM237 201V200H236ZM249 201V200H248ZM4 202V201H3ZM2 202V203H3ZM41 202V199H40ZM56 202V201H55ZM66 202V203H67ZM72 202V201H70ZM1 203V204H2ZM6 202H4L5 204ZM15 203V202H14ZM17 203V202H16ZM43 203V200H42ZM63 203V202H62ZM65 203V202H64ZM96 203V202H95ZM206 203V202H205ZM237 203V202H236ZM246 203V202H245ZM7 204V203H6ZM5 204V206H7ZM8 204V205H9ZM19 204V203H18ZM84 204V203H83ZM97 204V203H96ZM96 204H94L96 206ZM99 204V205H100ZM241 204V203H240ZM243 204V203H242ZM248 204V203H247ZM29 205V206H30ZM66 205V204H65ZM69 205V204H68ZM225 205V204H224ZM239 205V203H238ZM4 206V205H3ZM11 206V204L9 205ZM83 207H85L84 205H82ZM150 206V205H149ZM160 206V207H161ZM242 206V205H240ZM12 207V206H11ZM25 207V206H24ZM42 207V206H41ZM101 207V206H100ZM244 207V206H243ZM96 208V207H95ZM94 208V209H95ZM110 211V213L112 214L111 219H114V212H117L121 215L123 214H127L128 215V210L125 207H121V206H116L115 208L112 206L108 207ZM107 208V209H108ZM154 208V207H153ZM163 208V207H162ZM4 209V208H3ZM13 209V208H12ZM14 212L17 214L18 212L20 213V209L19 207L15 206L14 207ZM12 210V211H13ZM67 210V209H66ZM86 210V209H84ZM88 210V209H87ZM160 210V209H159ZM247 210V209H246ZM89 211V210H88ZM87 211V212H88ZM107 211V212H108ZM119 211V212H118ZM145 211V209H144ZM228 211V210H227ZM84 212V213H87ZM98 212V211H97ZM139 212L141 214H143L144 212L142 210H139ZM162 212V211H161ZM209 212V211H207ZM233 212V211H232ZM244 212V211H243ZM28 213V212H27ZM109 213V212H108ZM109 213V214H110ZM146 213V212H145ZM154 213V212H153ZM193 213V212H192ZM217 213V212H216ZM221 214V212H218ZM225 213V211H224ZM227 213V212H226ZM242 213V212H241ZM250 213V211H249ZM253 213V212H252ZM14 214V213H13ZM15 214V215H16ZM105 215V212L102 213ZM223 214V213H222ZM237 214V213H236ZM240 214V213H238ZM22 215V213L20 214ZM25 214H23L24 216ZM83 215V214H82ZM81 215V216H82ZM226 215V214H225ZM247 215V214H246ZM21 216V218L23 217ZM26 216V215H25ZM79 216V219H82L84 216ZM86 216V215H85ZM154 216V215H153ZM198 216V215H197ZM220 216V215H219ZM234 216V214H233ZM257 216V215H256ZM20 217V216H19ZM152 217V216H151ZM195 217V216H193ZM217 217V216H216ZM223 217V216H222ZM57 218V217H56ZM215 218V217H214ZM246 218V217H245ZM248 218V217H247ZM19 219V218H18ZM58 219V220H60ZM145 219V218H144ZM143 219V220H144ZM220 219V218H219ZM233 219V218H232ZM240 219V218H239ZM260 219V218H259ZM264 219V218H263ZM15 220V219H14ZM44 220V221H43ZM112 220L111 223H112ZM115 220V219H114ZM113 220V221H114ZM146 220V219H145ZM164 220V219H163ZM161 220V221H163ZM172 220V219H171ZM174 220V219H173ZM217 220V219H216ZM223 220V219H222ZM229 220V219H228ZM227 220V221H228ZM29 221V220H28ZM224 221V220H223ZM233 224L229 227V228H225L220 229L223 230V234L221 233H217L215 232V229H213V236L211 239H208V237H205V233L203 232L204 229L203 227L199 226V227H192L193 225H189L188 228L190 229V236L191 238L196 242H198L199 246V250L197 249V247L194 245H189V236L185 235V233L182 231L180 235V240L176 242V245L173 246V248L169 249H164L161 250L162 252L158 254V259L161 263L164 264H199L200 261L202 262L201 264H210V263H214L213 261H219V263L216 262V264H241L240 262L243 261L244 263L247 262L249 263L250 261L254 262L256 261L257 257L259 259H264V221L262 222L259 230H252V237H253V244L255 246H261V250L259 249L257 252H254L251 249V241L249 239H247L246 237L243 238L241 235L239 234H232V227L233 225L236 227H240V223L238 221V216L234 218L233 220ZM115 222V221H114ZM198 222V221H197ZM13 223V221H12ZM45 223V222H44ZM68 223V224H67ZM89 223V222H88ZM136 224V217L135 216H131V219L128 223H126L125 227L123 228V232L127 230H129L133 224ZM215 223V222H214ZM219 223V222H218ZM259 223V222H258ZM4 224V222H3ZM6 224V223H5ZM8 224V223H7ZM29 224V223H28ZM122 224V223H120ZM134 224V225H135ZM141 224V223H140ZM220 224V223H219ZM223 224V223H222ZM221 224V225H222ZM229 224V223H228ZM11 224H9V227ZM156 225V224H155ZM216 225V224H215ZM3 226V225H1ZM7 226V225H6ZM3 226V227H6ZM14 226V224H13ZM138 226V224H137ZM224 226V225H223ZM229 226V225H228ZM39 227V228H38ZM113 227V225H112ZM111 227V228H112ZM170 227V226H169ZM110 228V227H109ZM115 228V227H114ZM117 228V227H116ZM121 228V229H122ZM138 228V227H137ZM185 228V226H184ZM195 228V230H194ZM258 228V227H257ZM113 229V228H112ZM158 229V228H157ZM171 229V228H170ZM178 229V228H177ZM199 229V230H198ZM253 229V228H252ZM5 230V229H4ZM180 230V229H179ZM246 230V229H245ZM50 231L54 233H56L57 236H53L55 238V241L57 242V244L62 243V252H57L56 251V257H55V262L52 263V261H50L48 254L46 252V245H48V239H49V233ZM139 231V229H138ZM176 231V230H175ZM208 231V230H207ZM236 231V230H235ZM239 231V230H238ZM107 232L109 233V230H107ZM140 232V231H139ZM220 232V231H219ZM106 233V237L105 238H109V234ZM138 233V232H137ZM237 233V232H236ZM1 234H3L1 232ZM139 234V233H138ZM170 234V233H169ZM174 234V233H173ZM13 236L12 238L10 236ZM165 235V233H164ZM163 235V236H164ZM207 235V234H206ZM232 236L233 238V242L231 245H229V243L226 242L225 240V236ZM132 236V235H130ZM141 236V235H140ZM152 236V235H151ZM158 236V235H157ZM178 236V235H176ZM96 237H98V240L96 241ZM137 237V236H136ZM175 237V236H174ZM95 238V242L93 241ZM125 238V237H124ZM134 238V237H133ZM166 238V237H165ZM158 239V238H157ZM156 239V240H157ZM110 240V239H109ZM130 240V239H129ZM143 240V239H142ZM155 240V239H154ZM152 238V242L154 241ZM48 241V242H47ZM22 242V243H21ZM24 242V243H23ZM101 242V240H100ZM119 242V241H118ZM129 242V241H128ZM144 242V241H143ZM143 242H141L143 244ZM170 242V241H169ZM169 242H167L168 245L170 244ZM174 242V241H173ZM103 243V241L101 242ZM51 244V243H50ZM106 246H109V244L106 242L105 243ZM123 244V243H122ZM130 243H127V246L125 247V243L123 245H119V244H115L117 245L115 247L114 244L111 243V245H114L113 247L115 248H121L122 250H118L115 249L113 247H111V245L109 247H103L106 248L105 249V253H106V259L107 261L110 259L112 261V259H119L120 255L122 256L127 250H128V245ZM136 244V243H135ZM152 245H150L149 247V251L151 252V254H153V252L155 251L154 249V245L153 243H151ZM251 244V245H250ZM131 245V244H130ZM54 246V245H53ZM230 246H232L233 248L230 249ZM52 247V246H51ZM100 247V248H98ZM125 247V248H124ZM139 247V246H138ZM53 248V247H52ZM125 250H124V249ZM140 248V247H139ZM144 248V247H143ZM127 249V250H126ZM133 249V248H132ZM137 249V248H136ZM124 250V251H123ZM140 250V249H139ZM129 251H132L131 249H129ZM147 251V250H146ZM145 251V252H146ZM103 252V253H102ZM233 252H235L236 254H239V256L241 258L236 257ZM156 255L157 253L154 252ZM154 254V255H155ZM219 255L218 257H216V255ZM104 255V254H103ZM102 255V256H103ZM126 255V254H125ZM140 255V254H139ZM155 255V256H156ZM259 255V256H258ZM90 258H89V257ZM132 256V254H131ZM261 256V257H260ZM201 257V258H200ZM203 257V259H202ZM103 258V257H102ZM217 258V259H216ZM66 259V260H67ZM98 259V258H97ZM101 259V258H100ZM205 259L204 263L203 260ZM257 259V260H259ZM96 260V259H95ZM137 260V259H136ZM146 260V258H145ZM190 260V261H189ZM207 260V262H206ZM254 260V261H253ZM91 261V262H92ZM99 261V260H98ZM104 261V260H103ZM106 261V263H107ZM132 261V260H131ZM138 261V260H137ZM66 261H64L63 263H65ZM90 262V263H91ZM96 262V261H95ZM102 262V261H101ZM110 264V261H108ZM114 262V260H113ZM160 262H157L158 264H161ZM55 263V264H56ZM62 263V264H63ZM68 263V262H67ZM89 263V264H90ZM99 263V262H98ZM117 263V261H116ZM146 263V261L144 262ZM143 263V264H144ZM93 264V263H91ZM108 264V263H107ZM120 264V263H119ZM128 264V263H127ZM132 264V263H131Z\"/></svg>",
    "mask_w": 264,
    "mask_h": 264
},
{
    "label": "crops",
    "instance_id": "obj_3",
    "mask_svg": "<svg viewBox=\"0 0 264 264\" xmlns=\"http://www.w3.org/2000/svg\"><path fill=\"white\" fill-rule=\"evenodd\" d=\"M180 11L181 10L177 9L171 11L172 16L168 25L171 40L174 45L173 49H179V54H185L183 49H193L196 47V49L202 50H199L198 52L193 51L194 54L203 53V49H205V41L201 38L200 31L197 32L195 29L191 28L194 27L193 22H187L185 25L183 24L184 26L175 25L176 23H179V20L183 17L182 14H180ZM250 21V25L246 23L245 26L248 36L242 39L246 49H220L218 54L222 57L223 55L225 56L228 54H231L233 57L227 58V60L225 59L226 61H222L223 63L219 66L214 67L217 77L213 78L212 82H210V86H206L205 74H203V78H201L202 76L199 78L198 91L196 90L190 93L186 91L187 93L181 101H177L176 97L175 99L167 100L165 97H159L157 95L133 97L130 100H127L126 97H123V99L126 100H121V98L118 100L109 99L107 97L105 98V107H108V109L110 107L109 111L112 109L111 106L114 108L113 111L115 109L119 110L118 114H121L119 117L117 116V118L125 119L126 124L130 125L128 127L130 128L128 132L130 143L123 154L126 163H122V165H135L137 166L136 171L139 175L144 174L146 171L148 175L145 177L147 179L150 177L153 179L155 178V184L152 187V196L155 197V202L162 198V196L164 199H167V202H170L177 197L175 195L163 194L161 189L157 187L165 178L164 175L158 173L160 172V167L167 165L170 156L169 152L177 149V145L172 143L173 134L177 132L180 127V131H188L190 128H192L191 130L205 131L213 126L215 132H217L216 125L222 121L215 118L234 111H236L235 114L240 113V116H247L248 125L254 136L252 145H250L249 148L253 151L255 150L256 155L253 154L250 156V152L247 150L246 158L236 156V144L233 145L230 139H225L226 141L223 142V147L228 152V160L226 161L222 158H218L215 153L210 154L205 152V156L201 158L202 162L198 164V171L203 179L202 183L205 190L214 183V191L216 192L214 194H207L208 197H213L215 201L214 204H216L217 200H220L222 197L220 195L222 190L221 187L223 186L222 182H228V184L225 185L226 188L228 187V193H225L224 196L230 200L231 206L241 195H245L256 203L259 202V200L264 201V189L253 195H246L245 190L242 188H236L234 191L232 190V173L235 175V182L239 181L240 184L242 183L246 171L255 173L253 176H255L254 178L256 181L264 182V122H261L264 121V43H261L260 40H256V36L264 38V33L258 30V23H255L253 19ZM170 26L174 27V32L171 31ZM188 31L191 32L189 35ZM172 33H176L175 36H172ZM188 37H190L189 39H192V41H195L193 48L189 47L185 42V39H188ZM236 41L239 40L237 39ZM250 44L254 46V48H248ZM243 52L244 61L246 62L248 69L242 67L244 63L239 58V55L243 54ZM196 59L200 60V57H196ZM258 59L261 60L259 62L260 65L257 64ZM103 62L108 63L106 58ZM202 64H204V62L201 63V66ZM103 77L104 76L100 73V78L102 80L105 79V77ZM70 100V103L68 104L67 102V105H65L66 109L64 111L69 110V112H71L72 109L74 112L72 111L70 114H75L77 112L76 103L78 100L74 98H71ZM91 102H93V100L86 101V116L94 108V105ZM251 109L252 111H250ZM153 112L156 113L155 117H152L151 115ZM256 113L257 115L260 113V116H256ZM132 114L136 117H133ZM113 115H115L114 112ZM252 115H254V119H251ZM236 118L237 117L233 116V120L235 119L236 121ZM109 122L115 123L112 118H109ZM138 138H140V140L143 139V143L140 144L139 141L137 142ZM187 143H189V141H187ZM56 145L57 150H62L60 144ZM64 151L73 155L76 158L75 160L80 161L79 164L81 167L80 171L78 169V172L79 174L86 173L87 176L96 169L99 163L104 164L105 161H107V163L112 166V164L115 165L114 161H116L115 159L114 161L113 159L110 160L111 158L107 156H101L100 158L92 156L96 151H102L104 154L105 152L107 153L109 149L105 150V148H101L99 150V148L93 149V147H85L80 144L77 139L72 140V149L66 146ZM60 154H62V151ZM180 155L181 156L178 160L180 163H178L182 166V170H184V167L189 168L191 160L189 157L188 146L182 149ZM244 165L245 171L243 169L240 170L239 167H244ZM155 167H157V170ZM162 168H168V165ZM181 191H183V186L181 187ZM145 195L148 196L147 194ZM180 196L182 197V193ZM87 200L89 201L90 198ZM134 201V198L129 200L128 206L139 211L140 208L138 206V201L136 200V203ZM80 205L82 206V204Z\"/></svg>",
    "mask_w": 264,
    "mask_h": 264
},
{
    "label": "built area",
    "instance_id": "obj_4",
    "mask_svg": "<svg viewBox=\"0 0 264 264\" xmlns=\"http://www.w3.org/2000/svg\"><path fill=\"white\" fill-rule=\"evenodd\" d=\"M258 36H256V38H257Z\"/></svg>",
    "mask_w": 264,
    "mask_h": 264
}]
</instances>
